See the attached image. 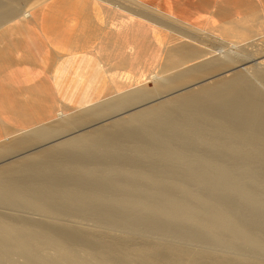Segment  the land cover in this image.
<instances>
[{
  "label": "bare ground",
  "instance_id": "bare-ground-1",
  "mask_svg": "<svg viewBox=\"0 0 264 264\" xmlns=\"http://www.w3.org/2000/svg\"><path fill=\"white\" fill-rule=\"evenodd\" d=\"M42 1L0 0V22ZM173 24L209 54L184 63L183 44L151 86L58 111L27 129L29 153L0 141V156L27 148L0 157V264H264V32Z\"/></svg>",
  "mask_w": 264,
  "mask_h": 264
},
{
  "label": "crops",
  "instance_id": "crops-1",
  "mask_svg": "<svg viewBox=\"0 0 264 264\" xmlns=\"http://www.w3.org/2000/svg\"><path fill=\"white\" fill-rule=\"evenodd\" d=\"M131 1L135 8L128 9L116 0H43L31 7L26 17L13 16L0 22V141L7 142V137L16 142L25 138L20 141L25 143L28 140L25 136H30L27 129L52 120L58 111H70L129 88L139 83L137 77L145 76V81L148 80L147 75L160 66L165 56L173 55L174 48L183 44L193 47L198 54L184 63L207 56L209 52L202 50L198 40L172 31L173 19L182 22L173 24L177 28L181 25L184 30L186 24L231 42L248 40L264 32V0ZM14 141L9 142L13 148ZM26 142L28 150L25 147L19 152L24 146L17 144V151L11 147L4 150L14 152V156L9 152V156L4 153L0 157L26 155V150L29 153L38 145L31 143V139ZM27 144L36 146L30 149ZM3 161L5 158H0V163Z\"/></svg>",
  "mask_w": 264,
  "mask_h": 264
},
{
  "label": "rangeland",
  "instance_id": "rangeland-1",
  "mask_svg": "<svg viewBox=\"0 0 264 264\" xmlns=\"http://www.w3.org/2000/svg\"><path fill=\"white\" fill-rule=\"evenodd\" d=\"M24 11H26V13L24 12ZM22 12H24V13H22L23 15H24V17H26L27 16V14H29V11L27 12V10L25 9V10H23ZM226 44V43H225ZM215 53H218V51L217 52H215ZM146 82V84L148 85V86H151L152 85V82H151V80L149 81V79L148 80H146L145 81ZM114 94V93H113ZM112 95V94H111ZM111 95H109V96H111ZM108 96V97H109ZM103 99V98H102ZM60 112H58V115L57 116H60Z\"/></svg>",
  "mask_w": 264,
  "mask_h": 264
}]
</instances>
